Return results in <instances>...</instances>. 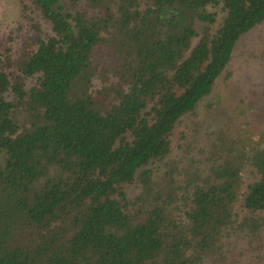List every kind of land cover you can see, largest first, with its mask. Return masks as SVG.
I'll return each instance as SVG.
<instances>
[{
    "label": "trees",
    "instance_id": "1",
    "mask_svg": "<svg viewBox=\"0 0 264 264\" xmlns=\"http://www.w3.org/2000/svg\"><path fill=\"white\" fill-rule=\"evenodd\" d=\"M31 1L50 33L34 38L20 74L0 52V264H237L222 251L240 234L259 251L247 264H264V132L261 142L219 130L207 171L180 182L155 181L151 167L264 22V0ZM82 1L102 15L63 6ZM109 41L116 81L97 101L92 57Z\"/></svg>",
    "mask_w": 264,
    "mask_h": 264
},
{
    "label": "rangeland",
    "instance_id": "2",
    "mask_svg": "<svg viewBox=\"0 0 264 264\" xmlns=\"http://www.w3.org/2000/svg\"><path fill=\"white\" fill-rule=\"evenodd\" d=\"M63 6L72 12H85L88 17L102 15V10L90 8L83 1L76 5L63 3ZM216 9L220 22L224 13L219 5L213 8ZM49 33L48 23L42 19L31 0H0V52L5 70L15 75L20 74L25 53L36 46L34 38H45ZM102 35L109 38V34L105 32ZM113 50L114 46L109 41L96 47L93 53L92 64L96 67V73L90 80L88 91L97 101H100L99 97H105L100 93L102 87L116 81L112 73L105 71L118 63ZM24 82L25 88L29 89L35 84V78H25ZM7 99H11V95H7ZM219 130L228 132V136L235 140L236 133L242 134L244 140V135L249 134L255 136L252 139L255 141L262 134L259 137L257 135L264 132V22L239 38L230 61L211 92L178 122L170 137L169 155L151 165L154 180L156 181V177L162 179L169 172L180 182L188 169L207 171L211 164L209 149L216 142ZM252 140L248 141L247 148L253 146ZM242 174L245 182L252 180L249 166L243 168ZM126 188L129 199L134 200L140 194L135 183ZM237 207L239 209L240 202ZM230 239L229 243L224 240L222 251L226 263L237 260V264H247L252 261L251 254L259 253L251 252L248 241L241 234L239 240L237 236ZM261 240L264 242V235ZM254 260L256 261L255 257ZM201 264L221 263L206 259Z\"/></svg>",
    "mask_w": 264,
    "mask_h": 264
}]
</instances>
